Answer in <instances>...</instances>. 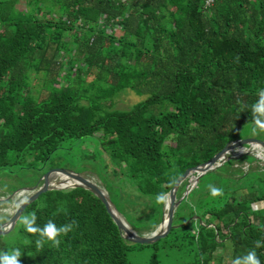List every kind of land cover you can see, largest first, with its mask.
Returning <instances> with one entry per match:
<instances>
[{
	"label": "trees",
	"instance_id": "1",
	"mask_svg": "<svg viewBox=\"0 0 264 264\" xmlns=\"http://www.w3.org/2000/svg\"><path fill=\"white\" fill-rule=\"evenodd\" d=\"M205 2L0 0V171L32 161L40 170L65 141L92 142L87 157L116 207L138 233L155 230L164 205L157 194L257 128L264 0ZM39 74L44 95L32 89ZM126 90L144 98L116 107ZM246 158L257 159L232 158L200 177L170 231L178 236L197 215V233L169 246L190 240L208 264L222 260L216 252L229 241L231 264L253 250L264 264V207H253L264 202V166L245 171L237 163ZM209 186L222 194L213 197ZM133 202L143 215L133 213ZM33 212L41 228L49 220L72 225L59 246L37 247L39 233L22 223ZM9 233L0 235V253L20 249V264H132L133 243L84 187L43 192Z\"/></svg>",
	"mask_w": 264,
	"mask_h": 264
},
{
	"label": "rangeland",
	"instance_id": "2",
	"mask_svg": "<svg viewBox=\"0 0 264 264\" xmlns=\"http://www.w3.org/2000/svg\"><path fill=\"white\" fill-rule=\"evenodd\" d=\"M32 89L34 94H38L40 92L43 95L45 94L46 90L43 89L42 74L33 75ZM143 98L144 96H140L132 90H126L121 93L119 97H117L116 107L125 109ZM249 137L264 140V130L257 127L254 131L250 132ZM93 145L94 144L92 142H88L85 147V144L82 142H73L72 144L71 141H65V149L57 150L48 160L46 165L43 166V169L47 171L51 168H64L75 172H86L95 180L100 181L98 175L93 172L92 168H94V165L92 161L87 157L90 151H93ZM246 159L247 160L243 162L237 163V166L242 167L245 171L257 168L258 166H264V158H257L255 161H252L249 158ZM40 166L41 164L36 161H32L31 163L21 162L11 166L10 171H0V198H4L3 200H0V223L8 218L9 212L14 210L16 207L15 205L20 200L16 196L12 199H7L6 196H9L20 187L31 186L38 182L41 177L38 172V169L41 168ZM189 184H192V181H190ZM129 190L133 192L132 189ZM133 199L137 201L134 196ZM131 207L135 208L133 213L139 216L143 215L141 211L142 209L135 207V202L132 203ZM253 207L254 209L264 207V202L253 204ZM195 220L197 221V219ZM195 220L192 222L194 223L193 226L181 227L178 236H175L174 233H169L166 237L157 241L158 243L156 245L147 244L142 246L138 243H133L129 251V261L132 264H204L201 263L202 260L198 259L194 246L192 245V241L187 239L180 241L179 244L181 249H177L174 245L169 246L172 242L178 243V237L184 235L185 237H188V231H190L192 235L197 233L198 228L195 225ZM5 235L11 236L10 233ZM10 238L11 237H7L6 240ZM229 244V241L225 242L227 248L223 249L219 247L216 252L217 257L222 260H209L208 264H217L219 261H221L222 264H231L230 255L232 253L230 251V246H228Z\"/></svg>",
	"mask_w": 264,
	"mask_h": 264
},
{
	"label": "water",
	"instance_id": "3",
	"mask_svg": "<svg viewBox=\"0 0 264 264\" xmlns=\"http://www.w3.org/2000/svg\"><path fill=\"white\" fill-rule=\"evenodd\" d=\"M245 154L254 155L256 158H264V140L255 137L234 139L227 142L226 145L209 160L186 169L167 192L170 202L163 205L161 222L155 230L147 234L138 233L130 225L124 214L119 211L112 201L101 179L97 181L86 172H75L64 168H51L47 171H45V169H40L38 172L41 177L38 182L31 186L20 187L9 196H6L7 199H12L16 196L20 200L15 205L16 207L14 210L9 212L8 218L0 223V235L9 233L15 227L24 209L35 201L43 192L55 189L84 187L93 192L103 202L107 212L110 214L125 239L132 243L153 244L166 237L170 233L172 227L178 226L173 224L175 211L181 201L196 186L202 175L209 171L216 170L227 160L239 158ZM187 179H190L192 184L188 183L182 196L177 198L178 188ZM3 199L2 197L0 198V200ZM25 201L27 202L25 203ZM192 219H198V216L195 215ZM192 219L187 221L190 222ZM216 234L218 235L217 231Z\"/></svg>",
	"mask_w": 264,
	"mask_h": 264
},
{
	"label": "clouds",
	"instance_id": "4",
	"mask_svg": "<svg viewBox=\"0 0 264 264\" xmlns=\"http://www.w3.org/2000/svg\"><path fill=\"white\" fill-rule=\"evenodd\" d=\"M258 101L252 106V113L254 118L255 125L259 128L264 130V90L259 92ZM210 187V194L215 197L222 194V189L209 186ZM156 200L158 203L168 204L170 202L169 195L167 193H159L156 196ZM27 201H25L26 203ZM37 216L35 212H33L29 216L23 217L22 223L25 230L29 233H39L41 239L37 240V247L42 246V242L44 240H50L53 242L54 245L59 246L60 240L58 237L61 234H67L70 230L72 225H63L57 227V225L52 221L49 220L42 228L39 227L36 223ZM24 253L21 252L20 249H13L7 253H0V264H20V258ZM233 264H261L260 259L257 256V253L253 250L248 252L246 255L236 257L233 261Z\"/></svg>",
	"mask_w": 264,
	"mask_h": 264
},
{
	"label": "built area",
	"instance_id": "5",
	"mask_svg": "<svg viewBox=\"0 0 264 264\" xmlns=\"http://www.w3.org/2000/svg\"><path fill=\"white\" fill-rule=\"evenodd\" d=\"M215 0H206L205 5L210 6L214 3Z\"/></svg>",
	"mask_w": 264,
	"mask_h": 264
}]
</instances>
